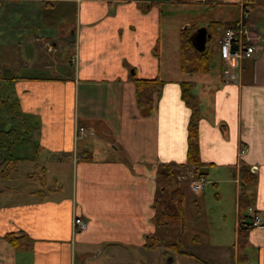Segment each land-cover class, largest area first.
<instances>
[{
    "label": "crops",
    "instance_id": "obj_1",
    "mask_svg": "<svg viewBox=\"0 0 264 264\" xmlns=\"http://www.w3.org/2000/svg\"><path fill=\"white\" fill-rule=\"evenodd\" d=\"M242 1L0 0V264H165L162 246L166 264H264V0L251 6L254 57L230 67L219 52ZM180 5L218 13L207 21L219 23L207 73L181 68V30H211L198 19L171 25ZM134 77L163 81L152 103L139 102ZM183 82L199 103L200 166L188 158ZM25 141L31 158L14 153ZM161 163L193 168L191 183L180 181L184 231L157 225ZM200 175L207 183L194 190ZM249 206L263 226L242 245ZM11 233L33 247L16 249Z\"/></svg>",
    "mask_w": 264,
    "mask_h": 264
},
{
    "label": "trees",
    "instance_id": "obj_2",
    "mask_svg": "<svg viewBox=\"0 0 264 264\" xmlns=\"http://www.w3.org/2000/svg\"><path fill=\"white\" fill-rule=\"evenodd\" d=\"M221 24V23H220ZM219 25L217 22H212L209 25L210 33L213 35L215 29ZM230 24H226V27ZM197 28H184L180 33V49H181V68L189 73H207L212 66L211 52L208 49L200 51L194 45L193 36ZM134 81L137 85L138 99L141 104H150L153 102L154 94L159 92L163 86V81L159 78L147 79L136 78ZM192 83L183 82V98L187 105L191 108L192 114L189 122L188 135V158L189 162L195 166L202 164L199 150V127L200 118L199 103L191 92ZM179 172L176 171L172 164L161 163L157 170L158 188L155 194L154 208L156 210V222L158 226H177L184 231L186 229V218L184 211L185 195L181 188L178 178ZM242 179L245 184H251L256 180L253 174L248 172L247 167L242 168ZM246 193L241 194V206L247 204L245 200ZM247 230L241 228L240 242L243 245L244 239L247 236ZM10 243L18 250H30L33 247V240L25 234L16 235L11 233L8 235ZM150 247H156L158 237L154 235ZM243 242V243H242ZM176 246V244H172ZM243 262H241L242 264Z\"/></svg>",
    "mask_w": 264,
    "mask_h": 264
},
{
    "label": "built area",
    "instance_id": "obj_3",
    "mask_svg": "<svg viewBox=\"0 0 264 264\" xmlns=\"http://www.w3.org/2000/svg\"><path fill=\"white\" fill-rule=\"evenodd\" d=\"M206 2L208 0H199ZM253 0L242 1L241 17L227 26L219 38V52L227 66H237L243 59L253 58L257 52V46L254 44V36L250 27V12ZM81 134L87 132L83 127L79 128ZM245 149L242 150L244 152ZM252 171L256 172L257 167L252 166ZM207 183V178L200 175L193 181L194 190H201ZM249 218L239 219V227L250 229L263 226V222L258 212L253 206L248 207ZM244 264H248L247 262Z\"/></svg>",
    "mask_w": 264,
    "mask_h": 264
},
{
    "label": "rangeland",
    "instance_id": "obj_4",
    "mask_svg": "<svg viewBox=\"0 0 264 264\" xmlns=\"http://www.w3.org/2000/svg\"><path fill=\"white\" fill-rule=\"evenodd\" d=\"M198 10L201 11V12H199ZM217 15H218V13H215L214 11H207V10L204 9V7H200L199 6V8H197V9L194 8L193 9L192 7H189L188 5H186V6L180 5L179 9H178V12H175V13L171 14L170 21H171V25L179 26L180 23H182V22L193 20V19H198L199 21L201 20L199 22V24H198L199 27H204L206 24H209V22L207 23L208 19H210V20L211 19H219L217 17ZM177 26H175V27H177ZM178 29L180 31V28H178ZM207 47L212 48L213 50H215L217 48L215 34H213V37L211 39H209V41L207 42ZM215 58H216V56H215ZM2 115H3V106L1 105L0 106V116H2ZM14 127H16V129L18 131H21V129L19 128L18 125L15 124ZM24 143H26V141L22 142V144H20V145L15 146L14 147V153L18 154V153H20V151H23L22 153L26 154L24 157H26V158L30 157L31 158L30 154H31V150H32L33 146L29 144L30 143L29 141H27L26 145ZM16 156H18V155H16ZM9 160H10V158L7 157L4 160L5 164L6 163L9 164ZM173 167H174V169L176 171L179 172V175H178L179 176V181L185 182V183H189V184L191 183V180L193 179V176H194L192 167H186V168H181V166H173ZM9 171H8V173H10L11 175L15 174V172H13L12 170H9ZM20 173L26 174L25 166L21 167V172ZM24 174L21 175L19 183L23 187H26L28 182H27ZM207 188H208L209 191L211 190V192H212L213 185H209ZM204 207H205V210H207L208 212H211V214H212V209H214L213 201L206 200V203H205ZM186 209L189 212L191 211V209L194 210V206H193L192 201H191L190 198L186 202ZM161 248H162V251H163L162 253L165 254V264H166V263H168V260H169V258L171 256H170L169 253H167V250H168L167 248H165L164 246H162Z\"/></svg>",
    "mask_w": 264,
    "mask_h": 264
},
{
    "label": "water",
    "instance_id": "obj_5",
    "mask_svg": "<svg viewBox=\"0 0 264 264\" xmlns=\"http://www.w3.org/2000/svg\"><path fill=\"white\" fill-rule=\"evenodd\" d=\"M210 37L211 34L208 33V30L206 28L199 29L193 36L194 45L198 50L203 51Z\"/></svg>",
    "mask_w": 264,
    "mask_h": 264
}]
</instances>
